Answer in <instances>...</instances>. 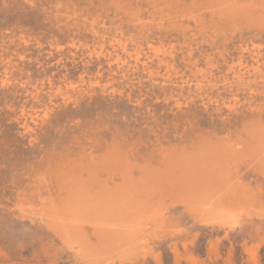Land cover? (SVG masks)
<instances>
[{
  "label": "rangeland",
  "instance_id": "1",
  "mask_svg": "<svg viewBox=\"0 0 264 264\" xmlns=\"http://www.w3.org/2000/svg\"><path fill=\"white\" fill-rule=\"evenodd\" d=\"M229 1L0 0V264H264V0Z\"/></svg>",
  "mask_w": 264,
  "mask_h": 264
},
{
  "label": "bare ground",
  "instance_id": "2",
  "mask_svg": "<svg viewBox=\"0 0 264 264\" xmlns=\"http://www.w3.org/2000/svg\"><path fill=\"white\" fill-rule=\"evenodd\" d=\"M218 1H219V0H218ZM227 1H229V0H227ZM230 1H231V0H230ZM230 1H229V2H230ZM234 1H235V0H234ZM234 1H233V2H234ZM250 1H251V0H250ZM250 1H249V2H250ZM215 2H216V1H215ZM215 2H213V3H215ZM223 2H224V1H223ZM237 2H238V1H237ZM255 3H256V2H255ZM257 3H258V2H257ZM261 3H262V1H261ZM211 4H212V3H211ZM223 4H224V5H227V4H225V2H224ZM223 4H222V5H223ZM235 4H236V3H235ZM242 4H243V3H242ZM216 5H217V4H216ZM229 5H230V3H229ZM231 5H233V4L231 3ZM253 5H254V4H253ZM259 5H262V4H259ZM220 6H221V3H220ZM249 6H250V5H249ZM254 6H255V5H254ZM257 6H258V4H256L255 7H257ZM262 6H263V5H262ZM262 6H260V8H262ZM211 7H213V5H212ZM217 7H219V6H217ZM228 7H229V6H228ZM228 7H227V8H228ZM235 7H236V6H235ZM258 7H259V6H258ZM214 8H215V7H214ZM225 8H226V7H225ZM243 8H244V7H243ZM253 8H254V7H253ZM253 8L251 7V9H253ZM218 9H219V8H218ZM254 9H255V8H254ZM256 9H257V8H256ZM258 9H259V8H258ZM262 9H263V8H262ZM208 10H209V8H208ZM208 10H207V11H208ZM212 10H213V9H212ZM229 10H230V9H229ZM231 10H232V8H231ZM245 10H247V9H245ZM217 11H218V10H217ZM217 11H216V12H217ZM234 11H235V9H234ZM255 11H256V10H255ZM128 12H129V11H128ZM211 12H212V11H211ZM213 12H214V11H213ZM221 12H222V11H221ZM224 12H225V11H224ZM231 12H232V11H231ZM219 13H220V12H219ZM228 13H230V11H229ZM259 13H260V12H259ZM223 14H224V13H223ZM234 14H235V13H234ZM234 14H233V15H234ZM249 14H250V13H249ZM213 15H214V14H213ZM221 15H222V14H221ZM247 15H248V14H247ZM228 16H229V15H228ZM235 16H237V15H235ZM251 16H252V15H251ZM223 17H224V16H223ZM228 19H229V18H228ZM230 19H231V18H230ZM143 25H144V24H143ZM89 29H90V28H89ZM112 39H113V38H112ZM115 40H116V39H115ZM114 42H115V41H114ZM115 44H116V43H115ZM117 44H118V43H117ZM253 44H254V43H253ZM255 44H256V43H255ZM60 48H61V47H60ZM242 48H243V47H242ZM97 54H98V53H97ZM5 61H6V60H5ZM116 61H117V60H116ZM118 61H119V59H118ZM236 61H237V60H236ZM120 62H121V61H120ZM234 63H235V62H234ZM3 80H4V79H3ZM1 82H2V81H1ZM1 84H2V83H1ZM39 93H40V92H39ZM40 94H41V93H40ZM37 95H39V94H37ZM35 96H36V95H35ZM35 98H37V97H35ZM211 100H212V99H211ZM216 100H217V99H216ZM37 101H38V100H37ZM36 103H37V102H36ZM21 111H22V109H21ZM182 112H183V111H182ZM26 114H27V113H26ZM24 118H25V117H24ZM221 119H222V118H221ZM175 124H176V123H175ZM29 137H30V136H29ZM217 147H218V146H217ZM221 147H222V146H221ZM209 148H210V146H209ZM207 149H208V148H207ZM227 150H228V149H227ZM229 150H230V149H229ZM167 152H168V151H167ZM109 153H110V152H109ZM164 153H165V152H164ZM204 153H206V152H204ZM204 153H203V155H204ZM228 153H229V152H228ZM207 154H208V153H207ZM207 154H206V155H207ZM218 154H219V153H218ZM186 155L188 156L187 153H186ZM186 155H185V156H186ZM198 155H199V154H198ZM198 155L196 154L197 157H198ZM203 155H201V156H203ZM208 155H209V154H208ZM208 155H207V157H208ZM163 156H164V155H163ZM176 156H177V155H176ZM182 156H183V155H182ZM185 156H183V157H185ZM189 156H190V154H189ZM196 156H195V158H196ZM214 156H215V155H214ZM215 157H216V156H215ZM234 157H235V156H234ZM89 158H90V157H89ZM162 158H163V157H162ZM180 158H181V156H180ZM180 158H179V159H180ZM190 158H192V157H190ZM107 159H108V158H107ZM116 159H117V158H116ZM171 159H172V158H171ZM187 159H188V157H187ZM192 159H193V158H192ZM199 159H201V158L199 157ZM211 159H212V158H211ZM216 159H217V158H216ZM216 159H215V160H216ZM113 160H115V159H113ZM113 160H112V161H113ZM176 160H177V159H176ZM207 160H208V159H207ZM217 160H218V159H217ZM66 161H67V160H66ZM124 161H125V160H124ZM124 161H123V162H124ZM152 161H153V160H152ZM177 161H180V160H177ZM182 161H184V160L182 159ZM190 161H191V160H190ZM190 161H188V162H190ZM197 161H198V160H197ZM199 161H200V160H199ZM204 161H205V160H204ZM72 162H73V161H72ZM100 162H102V160H101ZM105 162H106V161H105ZM125 162H126V161H125ZM185 162H187V160H185ZM93 163H94V162H93ZM112 163H113V162H112ZM165 163H166V162H165ZM167 163H168V162H167ZM182 163H184V162H182ZM198 163H200V162H198ZM101 164H103V163H101ZM110 164H111V163H110ZM122 164H123V163H122ZM157 164H158V163H157ZM175 164H176V162H175ZM177 164H178V163H177ZM180 164H181V163H180ZM203 164H204V163H203ZM239 164H240V163H239ZM103 165H104V164H103ZM113 165H114V164H113ZM113 165L111 164V166H113ZM164 165H166V164H164ZM96 166H97V165H96ZM114 166H115V165H114ZM116 166H117V165H116ZM116 166H115V167H116ZM118 166H119V165H118ZM126 166H127V165H126ZM186 166H187V164H186ZM69 167H70V166H69ZM99 167H100V166H99ZM105 167H106V166H105ZM107 167H108V165H107ZM109 167H110V166H109ZM171 167H172V166H171ZM174 167H175V166H174ZM111 168L114 169V167H111ZM119 168H120V167H119ZM126 168H127V167H126ZM134 168H135V167H134ZM142 168H143V167H142ZM181 168H182V167H181ZM36 169H37V168H36ZM68 169H69V168H68ZM80 169H81V168H80ZM88 169H89V168H88ZM107 169H108V168H107ZM138 169H139V168H138ZM138 169H137V170H138ZM157 169H158V168H157ZM170 169H171V168H170ZM177 169H178V168H177ZM186 169H187V167H186ZM214 169H215V168H214ZM217 169H218V167H217ZM86 170H87V168H86ZM90 170H91V169H90ZM99 170H100V169H99ZM144 170H145V169H144ZM144 170H143V171H144ZM215 170H216V169H215ZM72 171H73V170H72ZM87 171H88V170H87ZM95 171H97V170H95ZM110 171H111V170H110ZM143 171H142V172H143ZM148 171H149V170H148ZM172 171H173V169H172ZM202 171H203V170H202ZM97 172H98V171H97ZM133 172H134V171H133ZM164 172H166V171H164ZM168 172H169V171H168ZM173 172H174V171H173ZM210 172H211V171H210ZM70 173H71V172H70ZM79 173H80V172H79ZM79 173H78L77 177L80 175ZM90 173H95V172H91V171H90ZM151 173H152V171H151ZM170 173H171V172H170ZM170 173H169V174H170ZM217 173H218V172H217ZM219 173H220V172H219ZM219 173H218V174H219ZM81 174H82V173H81ZM88 174H89V173H88ZM141 174H142V173H141ZM143 174H144V173H143ZM145 174H146V173H145ZM149 174H150V173H149ZM178 174H179V173H178ZM203 174H204V173H203ZM109 175H111V174H109ZM119 175H120V174H119ZM174 175H175V173H174ZM91 176H92V174H91ZM137 176H138V175H137ZM178 176H179V175H178ZM207 176H208V175H207ZM207 176H206V177H207ZM210 176H211V175H210ZM210 176H209V179H210ZM71 177H72V176H71ZM77 177H76V178H77ZM80 177H81V175H80ZM132 177H133V176H132ZM138 177H139V176H138ZM140 177H141V176H140ZM140 177H139V178H140ZM184 177H185V176H184ZM184 177H183V178H184ZM187 177H188V175H187ZM73 178H74V176H73ZM90 178H91V177H90ZM93 178H94V177H93ZM107 178H108V177H107ZM128 178H129V177H128ZM130 178H131V177H130ZM130 178H129V179H130ZM144 178H145V177H144ZM144 178H143V179H144ZM156 178H157V177H156ZM183 178H182V179H183ZM207 178H208V177H207ZM207 178H206V179H207ZM77 179H78V178H77ZM85 179H86V178H85ZM96 179H97V178H96ZM108 179H109V178H108ZM108 179H107V180H108ZM126 179H127V178H126ZM129 179H128V181H129ZM133 179H134V178H133ZM137 179H138V178H137ZM137 179H136V180H137ZM171 179L173 180V178H171ZM214 179H215V178H214ZM218 179H219V180H220V179L222 180V178H218ZM229 179H230V178H229ZM78 180H79V179H78ZM81 180H83V179H80L79 183L82 182ZM88 180H89V179H88ZM102 180H103V179H102ZM107 180H106V181H107ZM144 180H145V179H144ZM146 180H147V179H146ZM150 180H151V179H150ZM168 180H169V179H168ZM168 180H167V181H168ZM176 180H177V179H176ZM179 180H180V179H179ZM179 180H177V181H179ZM71 181H72V180H71ZM86 181H87V180H86ZM95 181H96V180H95ZM132 181H133V180H132ZM132 181H131V182H132ZM157 181L159 182V180H157ZM177 181H176V182H177ZM180 181H181V180H180ZM111 182H112V181H111ZM139 182H140V181H139ZM145 182H146V181H145ZM148 182H149V181H148ZM181 182H182V181H181ZM181 182H180V183H181ZM56 183H57V182H56ZM73 183H74V182H73ZM79 183H78V184H79ZM91 183H94V182H91ZM180 183H179V184H180ZM183 183H184V182H183ZM58 184H60V182H59ZM80 184H81V183H80ZM80 184H79V186H80ZM84 184H85V183H84ZM106 184H108V182H106ZM113 184H114V183H113ZM120 184H121V183H120ZM122 184H123V183H122ZM164 184H165V183H164ZM173 184H174V183H173ZM64 185H65V184H64ZM81 185H82V184H81ZM118 185H119V184H118ZM124 185H125V184H124ZM137 185H138V184L136 183V186H135V187H137ZM141 185H142V184H141ZM146 185H147V184H146ZM152 185H153V184H152ZM162 185H163V184H162ZM59 186H61V184H60ZM102 186H103V185H102ZM112 186H113V185H112ZM119 186H121V185H119ZM149 186H151V185H149ZM153 186H155V185H153ZM168 186H169V185H168ZM73 187H74V186H73ZM77 187H78V185H77ZM81 187H82V186H81ZM92 187H94V186H92ZM108 187H111V186L108 185ZM116 187H117V186H116ZM127 187H128V186H127ZM130 187H131V186H130ZM144 187H145V186H144ZM155 187H156V186H155ZM54 188H55V187H54ZM75 188H76V186H75ZM84 188L86 189V187H84ZM87 188H88V187H87ZM97 188H98V187H97ZM103 188H104V187H103ZM111 188L114 189L115 187H114V188L111 187ZM111 188H110V189H111ZM118 188L120 189V187H118ZM137 188H138V187H137ZM140 188H141V187H140ZM149 188H150V187H149ZM153 188H154V187H153ZM167 188H168V187H167ZM57 189H59V188H57ZM70 189H72V188H70ZM77 189H78V188H77ZM77 189H76V190H77ZM82 189H83V188H82ZM88 189H89V188H88ZM108 189H109V188L106 189V187H105L104 190L107 191ZM110 189H109V190H110ZM112 189H111V190H112ZM125 189H127V188H125ZM215 189H216V188H215ZM234 189H235V188H234ZM60 190H61V189H60ZM66 190H67V188H66ZM127 190H128V189H127ZM131 190H132V189H131ZM135 190H136V189H135ZM135 190L133 191V194H135V193H134ZM156 190H157V189H156ZM165 190H166V189H165ZM56 191H57V190H56ZM84 191H87V189L84 190ZM94 191H95V190H94ZM96 191H97V190H96ZM96 191H95V193H96ZM102 191H103V190H102ZM116 191H117V190H116ZM122 191H124V190L122 189ZM129 191H130V188H129ZM136 191H138V189H137ZM140 191H141V190H140ZM158 191H159V190H158ZM163 191H164V190H163ZM169 191H170V190H169ZM169 191H168V192H169ZM172 191H173V190H172ZM235 191H236V190H235ZM62 192H63V191H62ZM99 192H101V191H99ZM104 192H105V191H104ZM108 192H109V191H108ZM126 192H128V191H125V193H126ZM130 192H131V191H130ZM142 192H143V190H142ZM142 192H141V193H142ZM146 192H147V191H146ZM166 192H167V191H166ZM170 192H171V191H170ZM217 192L219 193V191H217ZM220 192H221V191H220ZM226 192H227V191H226ZM228 192H229V191H228ZM238 192H239V191H238ZM246 192H247V191H246ZM52 193H53V192H52ZM57 193H59V192H57ZM57 193H56V194H57ZM71 193H72V192H71ZM76 193L78 194V192H76ZM80 193H81V192H80ZM112 193H113V191H112ZM117 193H120V191H119V192L117 191ZM121 193H122V192H121ZM123 193H124V192H123ZM128 193H129V192H128ZM128 193H127V194H128ZM171 193H172V192H171ZM175 193H176V192H175ZM239 193H240V192H239ZM83 194H84V193H83ZM91 194H92V192H91ZM96 194H98V192H97ZM107 194H108V193H107ZM109 194H111V192H110ZM109 194H108V195H109ZM158 194H159V193H158ZM169 194H170V193H169ZM230 194H231V193H230ZM70 195H71V194H70ZM80 195H82V193H81ZM86 195L88 196V195H90V194H86ZM100 195H101V193H100ZM124 195H125V194H124ZM173 195H175V194H173ZM216 195H218V194H216ZM236 195H237V194H236ZM64 196H66V195H64ZM75 196H76V195H75ZM113 196H114V194H113ZM121 196H122V195H121ZM130 196H131V195H130ZM130 196H129V197H130ZM238 196H239V195H238ZM241 196H242V195H241ZM70 197H71V196H70ZM94 197H95V196H94ZM96 197H98V195H96ZM108 197H110V195H109ZM108 197H105V198L108 199ZM111 197H112V196H111ZM111 197H110V199H113V200H114L115 196H114V198H111ZM116 197H118V196H116ZM122 197H123V196H122ZM125 197H126V196H125ZM219 197H220V196H219ZM230 197H232V196L230 195ZM242 197H243V196H242ZM59 198H60V196H59ZM77 198H78V197H77ZM77 198H76V199H77ZM90 198H91V197H90ZM90 198H89V199H90ZM100 198H102V195H101ZM118 198H119V197H118ZM238 198H239V197H238ZM74 199H75V198H74ZM74 199H73V200H74ZM79 199H80V198H79ZM92 199H95V198H92ZM97 199H98V198H97ZM107 199H106V200H107ZM132 199H133V198H132ZM158 199H159V198H158ZM160 199H161V198H160ZM216 199H217V198H216ZM242 199H243V198H242ZM77 200H78V199H77ZM85 200H87V199H85ZM103 200H104V199H103ZM108 200H109V199H108ZM116 200H117V199H116ZM116 200H115V201H116ZM119 200H120V198H119ZM126 200H127V199H126ZM126 200H125V201L123 200V201H124V202H127ZM139 200H141V199H139ZM139 200H138V201H139ZM144 200H145V199H144ZM66 201H67V200H66ZM69 201H70V200H69ZM69 201H68V202H69ZM80 201H81V200H80ZM90 201H92V200H90ZM98 201L100 202V199H99ZM120 201L122 202V200H120ZM128 201H129V199H128ZM138 201H137V203H138ZM209 201H211V200H209ZM234 201H235V199H234ZM84 202H85V201H84ZM92 202H93V201H92ZM99 202H98V203H99ZM109 202H110V200H109L107 203H109ZM113 202H114V201H113ZM113 202H111L110 204L112 205ZM116 202H119V201H116ZM124 202H122V203H124ZM133 202H135V201H133ZM140 202H141V201H140ZM213 202H214V201H213ZM213 202H212V203H213ZM216 202H217V201H216ZM227 202H228V201H227ZM82 203H83V202H82ZM88 203H89V200H88ZM94 203H95V202H94ZM101 203H103V205H104V203H106V202L103 201V202H101ZM114 203H115V202H114ZM122 203H120V204L122 205ZM127 203H128V202H127ZM127 203H126V204H127ZM137 203L135 202V204H137ZM183 203H184V202H183ZM217 203H218V202H217ZM217 203H216V204H217ZM229 203H230V202H229ZM232 203H234V202H232ZM236 203H237V202H236ZM79 204H80V203H79ZM84 204H85V203H84ZM110 204H109V205H110ZM126 204H125V205H126ZM138 204H139V203H138ZM138 204H137V205H138ZM140 204H141V203H140ZM140 204H139V205H140ZM221 204H222V202H221ZM71 205H72V204H71ZM71 205H70V206H71ZM81 205H82V204H81ZM105 205H106V204H105ZM141 205H142V204H141ZM68 206H69V205H68ZM91 206H92V204H91ZM117 206H118V205H117ZM117 206H116V207H117ZM133 206H134V205H133ZM143 206H144V205H143ZM94 207H95V206H94ZM103 207H104V206H103ZM108 207H109L110 209H112V207H113V209H115V212H117V211H116V208H114L115 206L110 207V206L107 205V208H108ZM124 207H125V206H124ZM134 207H135V206H134ZM136 207H137V206H136ZM139 207H140V206H139ZM148 207H149V206H148ZM63 208H64V207H63ZM70 208H72V207H69V209H70ZM86 208H87V207H86ZM91 208H92V207H91ZM99 208H100V207H99ZM128 208H129V207H128ZM137 208H138V207H137ZM144 208H145V207H144ZM69 209H68V210H69ZM79 209H80V208H79ZM87 209H88V208H87ZM148 209H151V208H148ZM200 209H201V208H200ZM68 210H67V211H68ZM70 210H72V209H70ZM76 210H77V209H76ZM83 210H84V209H83ZM83 210H80V211H83ZM93 210H94V209H93ZM93 210H91V211H93ZM117 210H118V209H117ZM129 210H130V209H128V211H129ZM154 210H155V209H154ZM201 210H202V209H201ZM61 211H62V210H61ZM74 211H75V210H74ZM78 211H79V210H78ZM78 211H76L75 213H77ZM84 211H85V210H84ZM88 211H89V210H88ZM88 211H87V212H88ZM97 211H98V210H96L95 213H97V215H98V214L100 215V213H98ZM108 211L112 212V210H109V209H108ZM113 211H114V210H113ZM118 211H119V210H118ZM120 211H121V210H120ZM126 211H127V208H126ZM131 211H133V210H131ZM135 211H136V210H135ZM141 211H142V210H141ZM146 211H148V210H146ZM152 212H153V211H152ZM81 213H83V212H81ZM89 213H90V212H89ZM113 213H114V212H113ZM119 213H120V212H119ZM124 213H126V212H124ZM142 213H143V212H142ZM145 213H146V212H145ZM205 213H206V212H205ZM107 214H108V213H107ZM140 214H141V213H140ZM146 214H148V213H146ZM67 215H68V214H67ZM76 215H77V214H76ZM95 215H96V214H95ZM122 215H123V213H122ZM127 215H128V213H127ZM143 215H144V214H143ZM69 216H70V213H69ZM77 216H78V215H77ZM86 216H87V215H86ZM110 216H111V214H110ZM116 216H120V214H119V215H116ZM125 216H126V215H125ZM125 216H123V217H125ZM137 216H138V215H137ZM139 216H140V215H139ZM194 216H195V215H194ZM200 216H201V215H200ZM74 217H76V216L74 215ZM78 217H80V216H78ZM82 217H83V216H82ZM82 217H81V218H82ZM92 217H93V216H92ZM111 217H112V216H111ZM111 217H108V219H109V218L111 219ZM131 217H133V216H131ZM141 217H142V215H141ZM212 217H213V216H212ZM64 218H65V217H64ZM72 218H73V217H72ZM86 218L88 219V216H87ZM104 218H105V217H104ZM104 218H103V219H104ZM118 218H119V217H117V218H115V219H118ZM159 218H160V217H159ZM203 218H204V217H203ZM48 219H49V218H48ZM50 219H51V218H50ZM62 219H63V218H62ZM70 219H71V218H69V220H70ZM76 219H77V218H76ZM82 219H83V218H82ZM82 219H79L78 222L81 221ZM108 219H107V221H109ZM115 219H114V220H115ZM120 219H121V217H120ZM123 219H124V218H123ZM123 219H122V220H123ZM127 219H128V218H127ZM85 220H86V219H84L83 222H86ZM97 220H98V218H97ZM105 220H106V219H105ZM210 220H211V219H210ZM210 220H209V221H210ZM227 220H228V219H227ZM65 221H66V220H65ZM71 221H72V220H71ZM89 221H90V219H89ZM91 221H92V219H91ZM91 221H90V222H91ZM118 221H119V220H118ZM142 221H143V220H142ZM201 221H202V220H201ZM214 221L216 222L217 220H214ZM228 221H229V220H228ZM75 222H76V221H75ZM92 222H93V221H92ZM96 222H97V221H95L94 223H96ZM98 222H99V220H98ZM105 222H106V221H104V224H106ZM127 222H129V221H127ZM130 222H131V221H130ZM222 222H223V220H222ZM222 222H221V223H222ZM100 223H101V222H100ZM102 223H103V222H102ZM117 223H118V222H117ZM208 223H209V222H208ZM208 223H207V224H208ZM218 223H219V222H218ZM223 223H225V222H223ZM223 223H222V224H223ZM53 224H54V223H53ZM60 224H61V223H60ZM62 224H63V223H62ZM67 224H68V223H67ZM67 224H66V225H67ZM90 224H92V223H90ZM107 224H108V223H107ZM111 224H112V222H111ZM118 224H119V223H118ZM118 224H117V228H118ZM120 224L122 225V223H120ZM136 224H137V223H136ZM207 224H206V225H207ZM226 224H227V223H226ZM55 225H56V224H55ZM58 225H59V224H58ZM86 225H88V224H86ZM95 225H96V224H94V226H95ZM151 225H152V224H151ZM204 225H205V224H204ZM214 225H215V224H214ZM56 226H57V225H56ZM56 226H55V227H56ZM62 226H63V225H62ZM67 226H68V225H67ZM79 226H80V228H82V227H81L82 225H79ZM84 226H85V225H84ZM89 226H90V225H89ZM100 226H102V225H100ZM104 226H106V225H104ZM111 226H112V225H111ZM111 226H110V227H111ZM114 226L116 227V223H114ZM128 226H129V225H128ZM148 226H150V225H148ZM223 226H224V225H223ZM225 226H226V225H225ZM46 227H47V226H46ZM92 227H93V226H92ZM92 227H91V229H93ZM123 227H124V226H122V228H123ZM126 227H127V226H126ZM129 227H130V226H129ZM140 227H141V226H140ZM58 228H59V227H58ZM64 228H65V227H64ZM69 228H70V227H69ZM72 228H73V227H72ZM111 228H112V227H111ZM119 228H121V227H119ZM132 228H133V227H132ZM135 228H136V227H135ZM138 228H139V227H138ZM141 228H142V227H141ZM143 228H145V227H143ZM221 228H222V227H221ZM49 229L51 230V228H49ZM55 229H56V228H55ZM65 229L68 230L67 228H65ZM73 229H74V228H73ZM73 229H70V230H73ZM76 229H78V228H76ZM113 229H115V228H113ZM127 229H128V228H127ZM127 229L125 228V232H126ZM106 230H108V229H106ZM115 230H116V232H117V229H115ZM142 230H143V229H142ZM144 230H145V229H144ZM63 231H64V230H63ZM75 231H76V230H75ZM75 231H74V232H75ZM78 231H80V230H78ZM78 231H77V232H78ZM130 231H131V230H130ZM130 231L128 230L127 232H130ZM132 231H133V230H132ZM256 231H257V230H256ZM60 232H61V230H60ZM67 232H68V231H67ZM119 232H120V231H119ZM75 233H76V232H75ZM90 233H91V232H90ZM107 233H108V232H107ZM113 233H114V232H113ZM120 233H121V232H120ZM134 233H136V232L134 231L133 234H134ZM62 234H63V233H62ZM62 234H61V235H62ZM86 234H87V233H86ZM121 234H122V233H121ZM121 234H120V236H121ZM65 235H66V234H65ZM69 235H71V234H69ZM74 235H75V234L73 233V236H74ZM76 235H78V234H76ZM76 235H75V236H76ZM82 235H83V234H82ZM84 235H85V234H84ZM91 235H92V234H91ZM101 235H102V234H101ZM131 235H132V234H131ZM131 235H130V236H131ZM135 235H136V234H135ZM141 235H142V234H141ZM93 236H94V235H93ZM59 237H60V236H59ZM61 237H62V236H61ZM76 237H77V236H76ZM80 237H81V236H80ZM100 237H101V236H100ZM136 237H137V235H136ZM136 237H134V238H136ZM140 237H141V236H140ZM69 238H70V237H69ZM77 238H78V237H77ZM101 238H102V237H101ZM132 238H133V237H132ZM137 238H138V237H137ZM78 239H80V238H78ZM119 239H120V238H119ZM139 239H140V238H139ZM139 239H138V240H139ZM75 240H76V239H75ZM75 240H73V241H75ZM83 240H84V239H83ZM135 240H137V239H135ZM84 241H85V240H84ZM97 241H98V239H97ZM105 241H106V240H105ZM117 241H118V238H117ZM131 241H132V239L130 238V243H133V242H134V244H138V243H136V241H134V240H133L132 242H131ZM68 242H69V241H68ZM81 242H82V241H81ZM86 242H87V241H86ZM86 242H85V243H86ZM109 242H110V241H109ZM114 242H115V241H114ZM119 242H122V243H123V242H125V241H119ZM104 243H105V242H104ZM116 243H117V242H116ZM116 243H115V244H116ZM67 244H68V243H67ZM73 244H74V243H73ZM73 244H72V245H73ZM112 244H113V243H112ZM119 244H120V243H118V245H119ZM128 244H129V243H128ZM134 244H132V245H134ZM77 245H78V244H77ZM95 245H97V244H95ZM102 245H103V243H102ZM121 245H122V244H121ZM124 245H126V244H124ZM132 245H130V246H132ZM138 245H139V244H138ZM138 245H137V246L135 245V247H138ZM70 246H71V244H70ZM74 246H75V244H74ZM91 246H92V245H91ZM91 246H88V247H91ZM93 246H94V245H93ZM110 246H111V243H110ZM110 246H108V247H110ZM112 246H113V245H112ZM114 246H116V245H114ZM119 246H120V245H119ZM126 246H128V245H126ZM67 247H69V246H67ZM75 247H76V246H75ZM79 247H80V246H79ZM79 247H78V248H79ZM95 247H96V246H95ZM96 248H97V247H96ZM130 248H133V247H130ZM85 249H86V248H85ZM106 249H107V248H106ZM120 249H121V248H120ZM122 249H123V248H122ZM124 249H125V248H124ZM133 249H134V248H133ZM83 250H84V249H83ZM126 250H128L127 247H126ZM95 251H96V250H95ZM105 251H106V250H105ZM80 252H81V251H80ZM91 252H92V251H91ZM97 252H98V251H97ZM127 252H129V251H127ZM82 253H83V252H82ZM84 253H85V252H84ZM100 253L102 254V252H100ZM103 253H104V252H103ZM105 254H106V253H105ZM91 255H92V254H91ZM95 255H96V254H95ZM83 256H84V255H83ZM83 256H82V257H83ZM87 256H88V255H87ZM92 256H93V255H92ZM99 256H101V255H99ZM99 256H98V257H99ZM102 256H103V255H102ZM102 256H101V257H102ZM108 256H109V255H108ZM84 257H85V256H84ZM94 257H96V256H94ZM103 257H104V256H103ZM105 257H106V256H105ZM109 257H110V256H109ZM96 258H97V257H96ZM99 258H100V257H99ZM107 258H108V257H107ZM110 258H111V257H110ZM87 259H88V258H87ZM90 261H91V260H90ZM93 261H94V260H93ZM95 262H96V261H95ZM88 263H89V262H88ZM91 263H92V262H91ZM93 264H94V263H93Z\"/></svg>",
  "mask_w": 264,
  "mask_h": 264
}]
</instances>
